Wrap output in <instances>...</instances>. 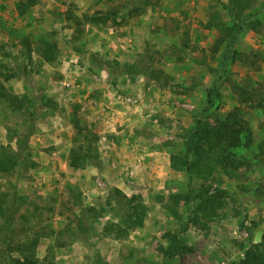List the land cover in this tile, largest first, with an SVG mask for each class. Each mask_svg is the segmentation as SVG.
Segmentation results:
<instances>
[{
	"label": "rangeland",
	"instance_id": "1",
	"mask_svg": "<svg viewBox=\"0 0 264 264\" xmlns=\"http://www.w3.org/2000/svg\"><path fill=\"white\" fill-rule=\"evenodd\" d=\"M20 1L0 0V78L16 95L37 100L25 152L35 165L23 175H0V192L16 187L17 215H33L42 264H238L264 233V158L257 157L264 139V0L247 11L251 22L233 45L227 0H37L24 15ZM70 11L110 20L76 33L65 19ZM41 42L57 45L53 62L40 56ZM115 62L143 74H110ZM234 85L250 93V103L239 102ZM236 107L250 133L232 168L206 180L171 169L170 157L185 154L197 120L214 125ZM76 119L97 166H69ZM28 125L0 104V147ZM70 188L98 213L73 205ZM115 190L146 207L143 225L118 239L105 234L116 221ZM76 217L87 226L79 233L87 242L70 233ZM168 235L181 238V250H168ZM5 247L0 234V251Z\"/></svg>",
	"mask_w": 264,
	"mask_h": 264
},
{
	"label": "trees",
	"instance_id": "2",
	"mask_svg": "<svg viewBox=\"0 0 264 264\" xmlns=\"http://www.w3.org/2000/svg\"><path fill=\"white\" fill-rule=\"evenodd\" d=\"M37 0H21L19 4V14L24 15L34 8ZM255 0H227L225 9L230 16L232 25L229 27L228 36L232 39L231 45L236 43L237 36L246 30V25L251 22L252 15L247 11L254 7ZM247 13V14H246ZM67 12L65 19L71 21L76 33L82 32L86 24L98 25L109 21L108 14H83L80 17ZM239 38V37H238ZM57 45L55 43L41 42L39 54L46 62H53ZM110 74H143L137 71L132 65H120L115 62L109 67ZM18 73L30 86L31 77L24 68L18 69ZM145 74V73H144ZM233 89L237 94L239 102L248 104L251 102V95L245 89L234 85ZM211 99H207V104ZM0 104L12 113H19L28 120V129L19 139L14 136L8 138L6 145L0 147V175L11 177L15 174L23 175L35 163L29 159L25 152L28 148L29 137L33 133L35 121V108L37 100L26 94L16 95L8 90L0 78ZM260 106V105H258ZM77 139L74 146L69 151V166L82 170L88 165L97 166L99 158L90 138L79 126L78 119L74 121ZM250 133L248 121L233 108L223 118L217 119L214 125L197 120L194 130L187 137L186 152L183 156L172 155L170 166L173 171H191L196 178L206 180L216 170L227 171L237 163L236 150L241 147L243 139ZM264 158V139L259 143L258 155ZM192 159V164L190 163ZM73 197V205L81 208V212H91L97 214L96 207H84L80 192L75 188L69 191ZM114 206L112 213L116 221L110 223L105 229V234L118 239L128 235L130 229L140 228L146 217V207L135 196L127 197L120 191L115 190ZM216 200V201H215ZM212 200L218 202L219 199ZM22 205V197L17 194L16 187L10 192H0V234L6 237V247L0 251V264H42L41 259L36 255V248L41 240V235L36 231L31 233L33 215H17L19 206ZM34 213H38L36 218L42 216L38 207ZM97 215L93 218H96ZM193 220V219H192ZM70 233L76 239L84 240L79 236L81 231H86L87 226L81 218L70 221ZM69 230V229H68ZM169 251L181 250L183 244L178 235H168ZM88 240L85 239L84 242ZM59 247V245H57ZM167 255V253H166ZM238 264H264V233L260 242L247 249L239 259Z\"/></svg>",
	"mask_w": 264,
	"mask_h": 264
}]
</instances>
